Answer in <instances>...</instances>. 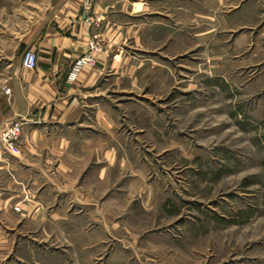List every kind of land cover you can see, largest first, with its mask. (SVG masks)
<instances>
[{"label":"rangeland","instance_id":"374dc122","mask_svg":"<svg viewBox=\"0 0 264 264\" xmlns=\"http://www.w3.org/2000/svg\"><path fill=\"white\" fill-rule=\"evenodd\" d=\"M42 1L0 0L1 52ZM193 1L192 43L121 106L132 165L98 183L97 219L82 217L98 247L65 249V264H264V0ZM27 236L42 252L19 264H62Z\"/></svg>","mask_w":264,"mask_h":264},{"label":"crops","instance_id":"0c3cea01","mask_svg":"<svg viewBox=\"0 0 264 264\" xmlns=\"http://www.w3.org/2000/svg\"><path fill=\"white\" fill-rule=\"evenodd\" d=\"M41 3L12 53L0 51V264L33 262L42 250L28 233L51 240L42 249L62 264L65 249L79 256L98 247L83 242L82 217L97 219L98 183L132 165L121 106L147 74L161 85L179 41H193V0H97L89 14L84 0ZM93 40L103 46L96 64L74 72ZM28 49L39 56L35 70L22 66ZM13 121L24 132L9 149L3 136Z\"/></svg>","mask_w":264,"mask_h":264},{"label":"built area","instance_id":"2783aa9c","mask_svg":"<svg viewBox=\"0 0 264 264\" xmlns=\"http://www.w3.org/2000/svg\"><path fill=\"white\" fill-rule=\"evenodd\" d=\"M97 0H84V11L89 14L93 11L94 5ZM103 50V46L97 40L90 42V51L81 57L74 65L73 71L78 72L81 68L96 64L95 52ZM39 56L33 49H28L24 52L22 57V66L27 70H35L38 67ZM11 93L10 89L6 91ZM24 132V123L22 121H13L9 128L6 130L3 140L6 142L9 149L15 148L20 144ZM20 210L19 207L16 208Z\"/></svg>","mask_w":264,"mask_h":264}]
</instances>
